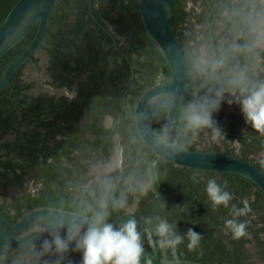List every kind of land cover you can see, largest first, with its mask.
<instances>
[{"label":"trees","instance_id":"trees-1","mask_svg":"<svg viewBox=\"0 0 264 264\" xmlns=\"http://www.w3.org/2000/svg\"><path fill=\"white\" fill-rule=\"evenodd\" d=\"M17 1L0 0V28ZM189 1L174 0L170 22L187 50L191 65L188 85L177 108L176 135L184 147L196 149L193 137L198 129L188 127L185 109L204 97H214L217 91L232 89L230 74L235 73V67L241 62L238 58L244 52H231L230 46L239 40L241 30L245 33L238 44L249 41L246 17L250 12L249 8L238 10L239 5L230 1L228 7L223 1L203 0L207 11L213 9V14L208 17L207 12H197L194 6L188 11ZM192 1L197 6L198 0ZM247 3L243 1L241 6ZM225 8H233V12L221 17ZM94 13L112 35L103 31L89 14V0H58L45 44L40 49L48 56L49 84L54 88H74V96L29 93L34 83L25 78L24 70L29 62L38 63L36 54L14 73L10 84L0 93V186L7 189L17 185L24 191L21 197L15 198V203L0 205V211L12 221L27 210L42 206L90 216L89 209L98 208L99 200L107 197L110 222L114 224L134 217L143 233L145 227L154 229L159 217L174 224L182 235L189 228L202 235L195 249L187 247L185 238L173 255L172 250L161 248L158 243L149 246L145 234V259L151 257L153 264L179 258L205 264H257L250 250L254 242L260 261H264L262 190L251 179L238 173H198L196 169L175 165L159 157L136 129L134 108L139 97L150 86L172 76L165 57L146 31L139 0H94ZM218 17L230 31L227 34L216 32ZM195 23L203 25L212 45L210 62L206 65L199 59V45L203 40L196 39ZM210 23L214 28L211 37ZM35 32L36 28L0 58V79L10 63L30 44ZM227 53L229 57L224 66L227 72L213 70L212 61ZM252 66L253 71L259 68V64ZM236 94H239L238 89ZM230 98L233 96H227L224 90V102ZM167 113L168 107L154 112L152 125L157 132L163 130ZM222 115L220 109L213 113L219 127ZM108 117L112 118L109 127L106 125ZM238 120L239 114L233 113L227 123L230 130ZM199 132L203 133V130ZM116 137L122 148L121 167L101 179L89 175L91 164L111 161L116 152ZM240 138L246 149L243 159L248 160L250 152L247 149L252 144L246 137ZM258 166L263 168V163ZM194 173L198 174V183L192 179ZM210 178H215L222 186L227 181L226 190L234 197L231 204L243 207L241 201L246 199L251 211L233 217L231 204L228 208L223 205L213 208L206 193ZM31 181L36 187L40 185L33 193L28 191ZM105 181L113 185L112 192L105 193ZM121 195L126 198V208L113 210L112 198ZM132 205L135 209L130 211ZM146 218H151L153 223L146 225ZM232 218L247 222L248 235L245 238L235 240L226 230L224 221ZM52 239L51 235L49 242ZM153 239L159 238L154 235ZM44 241L35 245L31 261L24 264H77L57 253L54 245L45 250ZM30 248L6 249L0 246V251H15L21 262L20 252L27 255ZM69 250L79 253L74 243ZM5 253H0V264H4V260L10 262Z\"/></svg>","mask_w":264,"mask_h":264},{"label":"water","instance_id":"water-1","mask_svg":"<svg viewBox=\"0 0 264 264\" xmlns=\"http://www.w3.org/2000/svg\"><path fill=\"white\" fill-rule=\"evenodd\" d=\"M58 0H18L9 11L0 28V58L24 39L34 28L35 35L26 47L6 68L0 79V93L10 84L14 73L45 44L50 18ZM174 0H139V10L147 33L165 57L172 76L147 88L134 108L136 129L142 140L159 156L175 165L201 171L233 172L251 179L264 193V171L250 161L236 155L213 150H197L184 147L176 135L177 108L185 93L190 75V60L184 45L171 26ZM89 14L103 31H111L96 17L94 0H89ZM168 107L164 127L157 132L152 125L154 112ZM82 213L63 208L42 206L24 212L16 221L0 211V246L26 248L47 240L53 232L65 236V225L74 219H82ZM34 233L33 235H31ZM63 256L81 264L82 253L70 250ZM142 264H144L142 262ZM159 264H205L201 261L179 258Z\"/></svg>","mask_w":264,"mask_h":264},{"label":"clouds","instance_id":"clouds-1","mask_svg":"<svg viewBox=\"0 0 264 264\" xmlns=\"http://www.w3.org/2000/svg\"><path fill=\"white\" fill-rule=\"evenodd\" d=\"M264 5V0H259ZM251 12L246 17L250 32L249 41L240 45L233 43L230 51L234 53H254L257 49H264V8L256 10V0H248ZM226 55H221L212 61L213 70L223 69L226 63ZM232 85L231 95L233 99L227 100L229 105L237 104L248 125L256 132L264 135V80L250 82L244 71L236 72L229 81ZM239 94H236V90ZM224 102V90L217 91L214 97H204L190 103L185 109V119L188 127L192 129L211 128L213 139L224 135L217 121L213 119V113L218 112ZM264 163V162H262ZM194 182H199L198 174L192 177ZM227 189V181L222 186L215 178H210L206 185V193L212 202L213 208L223 205L228 208L234 199L233 194ZM105 193L113 191V185L104 182ZM243 207L231 204L233 217L244 216L251 211L247 200L241 201ZM126 198L113 197L111 207L113 210L126 208ZM91 215H85L82 219H74L67 225L63 221L60 227L65 229L66 235L62 237L59 231L53 232L51 242L44 241V248L48 250L54 245L55 251L63 254L69 251L70 245L75 244V250L82 253L81 264H153L151 257L145 259L144 235H147L149 246L157 243L161 248L172 250L173 255L185 238L187 247L195 249L202 239V235L189 228L186 234H180L174 224L157 217V223L153 228L145 227L143 233L139 229L138 221L131 217L119 224L110 222L109 200L103 197L98 202V208L89 209ZM153 223L151 218L145 219L146 225ZM225 228L231 233L232 238L239 240L248 235L247 222L238 219H226ZM227 234V232H226ZM158 240L153 239V236Z\"/></svg>","mask_w":264,"mask_h":264},{"label":"flooded vegetation","instance_id":"flooded-vegetation-1","mask_svg":"<svg viewBox=\"0 0 264 264\" xmlns=\"http://www.w3.org/2000/svg\"><path fill=\"white\" fill-rule=\"evenodd\" d=\"M219 1H223L225 2L226 6H230L229 1L235 4H238L239 7L237 8L238 10H246L247 8H249V12H251V7L249 5V3H247V5L241 6V3L243 1H248V0H219ZM195 7L197 12H207L208 13V17H210L213 14V9H211L210 11H207L205 9V6L203 5V0H198L197 2V6L194 5L193 1L190 0L188 2V7L187 10H191L192 7ZM261 8H264V5H261L259 0H256V10L260 11ZM229 11L233 12V8H225L224 10L221 11V17H226L229 13ZM192 20L194 21V18H192ZM243 20V19H241ZM195 26L197 28V34L198 36L196 37L197 40H203V43H201L199 45V52H200V60L203 64H208L210 62V55H211V50H212V45L208 40V37H206V34L203 30V25L202 24H196ZM213 26L210 23V27H209V35L211 37L212 33H213ZM216 32L220 33V34H227L228 32H230L226 25H224V22L222 19H217V27H216ZM245 33V30H241L239 32L238 35V39L236 41V43H239L241 38L243 37ZM192 44L195 45L194 41H192ZM194 52L196 51L195 49L193 50ZM189 56V55H188ZM226 57H229V53L226 54ZM241 62H238V66L235 67V73L238 71H244L250 82H256V81H262L264 80V49H257L254 52V55L252 53H247L244 52L243 56H239L238 58ZM190 60V58H189ZM227 60V59H226ZM227 62V61H226ZM226 64V63H225ZM252 64H259V68L254 70V67L252 66ZM191 67V65H190ZM191 70V68H190ZM238 70V71H237ZM221 72H227L224 68L221 69ZM231 72V71H230ZM235 73H231V78L233 77V75ZM217 78L220 79V73L217 72L216 73ZM224 88H225V84H224ZM225 93L227 96H231V91L229 89H224ZM231 99V98H230ZM228 99V100H230ZM220 110L223 111V115L221 118V122H220V128L222 129L224 135L217 138V139H213V135H212V130L211 128H200L197 131L194 132V137H193V141L195 144V148L197 150H213V151H222V152H226V153H230L233 155H236L240 158L243 159L244 154H245V147L244 144L241 140V136L242 137H246L247 138V142L251 143L252 145L250 146L249 149V154H248V160L252 162L253 164H255L258 168H260L258 166L259 163L264 162V135H261L260 133H257L250 125H248L244 119V116L241 112L240 107H237L232 104L229 105L228 103H222ZM235 113V114H239V120L235 122L234 126L232 127V130L229 129L227 123L230 121L231 119V115ZM203 130V133H200L199 131ZM246 131H248V133H246ZM10 138V137H9ZM52 142V141H51ZM50 142V143H51ZM218 147V150H216V148ZM115 154V153H114ZM114 154L111 156V161L112 158L114 156ZM111 161L109 163H111ZM109 163H104L101 162V164H109ZM92 165L95 164H91L89 166L88 169V174L91 176H95L97 179H101L102 176L113 172L114 170L120 168H116L114 170H111L109 172H107L104 175L101 176H97L95 174V172L92 171ZM261 170L264 171V163H263V168H260ZM33 183V184H32ZM32 183L30 182L29 184V189L28 191H31L32 193L36 191V189H38V187L40 186L39 184L36 185L34 184V182L32 181ZM24 194V191L17 185H12L10 187H8L7 189H4L3 187L0 186V205H4L6 202L9 203H15V198L21 197ZM130 211L135 209V205L130 206ZM12 212H14L12 210ZM264 238V237H263ZM48 241H50V237L47 239ZM256 242H254L253 244H249L250 245V250L251 252L254 253V261L258 264L260 262H262L261 264H264V261H260V257L257 254V248H256ZM34 246H31V252H28L27 255H25V252H20L21 256H19L21 258V262L18 261V259L16 257H18V255L16 256L15 251L12 250H4V251H0L1 252H6L4 255L10 260V262L8 263L7 260H4V264H24L23 262H29L31 261L32 257H33V249ZM6 249H11V248H6Z\"/></svg>","mask_w":264,"mask_h":264},{"label":"rangeland","instance_id":"rangeland-1","mask_svg":"<svg viewBox=\"0 0 264 264\" xmlns=\"http://www.w3.org/2000/svg\"><path fill=\"white\" fill-rule=\"evenodd\" d=\"M37 58H39L38 63L29 62L25 67V78L34 83V87L29 93L36 95L42 92H50L56 94H67L69 96H74L76 91L65 88H54L49 84L48 75V56L45 51L39 50L36 53ZM112 124V118L108 117L106 119V125L109 127ZM116 152L109 164H95L92 165V171L95 172L97 176L106 174L107 172L114 170L122 165V148L120 143H118V138L116 137ZM32 183V181H31ZM33 184V183H32ZM146 187H149V183H146ZM166 249V248H164ZM262 262L258 263L261 264Z\"/></svg>","mask_w":264,"mask_h":264}]
</instances>
